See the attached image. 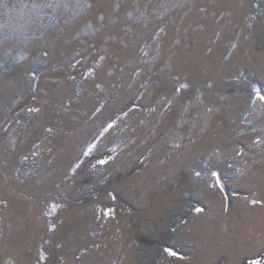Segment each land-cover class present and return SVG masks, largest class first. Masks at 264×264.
I'll use <instances>...</instances> for the list:
<instances>
[{
	"label": "rangeland",
	"instance_id": "374dc122",
	"mask_svg": "<svg viewBox=\"0 0 264 264\" xmlns=\"http://www.w3.org/2000/svg\"><path fill=\"white\" fill-rule=\"evenodd\" d=\"M51 2L0 0V264L260 252L264 0Z\"/></svg>",
	"mask_w": 264,
	"mask_h": 264
},
{
	"label": "snow or ice",
	"instance_id": "6c2138e0",
	"mask_svg": "<svg viewBox=\"0 0 264 264\" xmlns=\"http://www.w3.org/2000/svg\"><path fill=\"white\" fill-rule=\"evenodd\" d=\"M59 6H60V5L57 3V0H52L51 3H48L47 5H45V7H47V8H55V7H59ZM260 99H261V100H264V96H260ZM30 111H31V110H30ZM111 126H112V125H109V127H111ZM89 152H91V148L89 149ZM99 163L104 164V163H106V161H104V160H100ZM197 175H199V173H197ZM211 176H212L213 178H215V181H216L217 184L220 183V174H219V172H217V171H212V172H211ZM222 190H223V189H222Z\"/></svg>",
	"mask_w": 264,
	"mask_h": 264
},
{
	"label": "flooded vegetation",
	"instance_id": "af4514ba",
	"mask_svg": "<svg viewBox=\"0 0 264 264\" xmlns=\"http://www.w3.org/2000/svg\"><path fill=\"white\" fill-rule=\"evenodd\" d=\"M243 264H264V248L250 258H246L242 261Z\"/></svg>",
	"mask_w": 264,
	"mask_h": 264
}]
</instances>
